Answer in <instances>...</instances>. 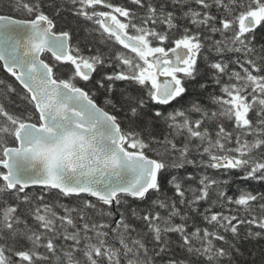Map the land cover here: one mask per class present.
<instances>
[{
    "label": "trees",
    "instance_id": "trees-1",
    "mask_svg": "<svg viewBox=\"0 0 264 264\" xmlns=\"http://www.w3.org/2000/svg\"><path fill=\"white\" fill-rule=\"evenodd\" d=\"M93 1L100 5L0 0V15L45 16L70 35L73 55L97 68L90 81L70 63L44 59L58 80L94 95L136 150L161 162L158 187L113 205L39 187L11 191L0 167V264H264V16L240 32L264 0ZM101 3L152 47L198 44L172 103L136 80L146 63L104 32L94 18ZM23 122L39 124V114L0 62V161Z\"/></svg>",
    "mask_w": 264,
    "mask_h": 264
},
{
    "label": "water",
    "instance_id": "water-1",
    "mask_svg": "<svg viewBox=\"0 0 264 264\" xmlns=\"http://www.w3.org/2000/svg\"><path fill=\"white\" fill-rule=\"evenodd\" d=\"M258 25L256 16H247L240 28L252 32ZM108 27L144 57L147 48L142 42L111 24ZM54 28V22L42 16L31 21L0 16V61L30 94L41 118L40 125H21L16 134L18 146L5 151V160L0 163L6 170L3 181L11 191L17 186L50 188L67 196L89 195L113 205L123 194L144 198L158 185L160 162L142 152L129 151L112 115L90 100L85 91L55 79L42 60L44 51L63 61L72 56L69 36L54 33ZM160 60H150L159 71ZM79 71L86 78L93 75L86 65H80ZM175 88L169 80L160 85V101L172 103Z\"/></svg>",
    "mask_w": 264,
    "mask_h": 264
},
{
    "label": "rangeland",
    "instance_id": "rangeland-1",
    "mask_svg": "<svg viewBox=\"0 0 264 264\" xmlns=\"http://www.w3.org/2000/svg\"><path fill=\"white\" fill-rule=\"evenodd\" d=\"M259 18H263L264 16V11H259L258 13ZM142 42L146 43L148 46V52L146 54V57H156L159 55L163 54V51L159 50L158 47H150L149 45H151L146 39L142 38L141 39ZM197 48V43L196 42H192V41H183V42H179L174 48H173V52H177L183 57V59L180 61V63L184 64V66H186L187 68L185 70H190V67H192V65L195 62L196 59V50ZM166 70H165V75L166 76H176V68H175V60L171 59V60H167L164 62ZM185 72V71H184ZM141 79L143 81H148V80H152L154 85H157L160 76L157 74L155 68L153 67H149L148 69L144 70L141 73ZM240 101L238 99H236L234 101V104L236 106V108H238V110H242L243 106L240 105ZM246 112V107L244 112L241 113H245ZM132 147L136 148L135 144H132Z\"/></svg>",
    "mask_w": 264,
    "mask_h": 264
},
{
    "label": "flooded vegetation",
    "instance_id": "flooded-vegetation-1",
    "mask_svg": "<svg viewBox=\"0 0 264 264\" xmlns=\"http://www.w3.org/2000/svg\"><path fill=\"white\" fill-rule=\"evenodd\" d=\"M0 16H2V15H0ZM3 16H7V15H3ZM8 17H11V16H8ZM11 18H14V17H11ZM4 68V67H3ZM5 70V69H4ZM94 74L96 73V70H97V68L96 67H94ZM74 73H75V75L80 79V80H82V81H84V82H88V81H90L92 78H93V76H94V74L89 78V79H83V78H81L78 74H77V72L74 70ZM9 74V73H8ZM10 75V74H9ZM10 76H12V75H10ZM13 77V76H12ZM14 78V77H13ZM14 80L18 83V81L14 78ZM19 84V83H18ZM20 85V84H19ZM89 95H90V93L87 91V90H85ZM92 97L94 98V95H92ZM91 97V98H92ZM92 98V99H93ZM94 100V99H93ZM95 101V100H94ZM96 102V101H95ZM97 103V102H96ZM98 104V103H97ZM99 105V104H98Z\"/></svg>",
    "mask_w": 264,
    "mask_h": 264
}]
</instances>
